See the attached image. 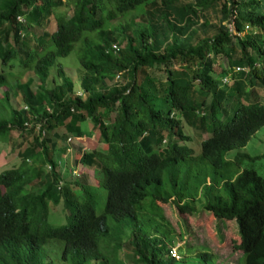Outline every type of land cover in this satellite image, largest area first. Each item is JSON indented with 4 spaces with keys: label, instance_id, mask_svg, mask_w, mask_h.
<instances>
[{
    "label": "trees",
    "instance_id": "16d2710c",
    "mask_svg": "<svg viewBox=\"0 0 264 264\" xmlns=\"http://www.w3.org/2000/svg\"><path fill=\"white\" fill-rule=\"evenodd\" d=\"M74 47L75 82L56 61ZM12 67L31 74L12 77ZM11 90L20 105L9 102ZM86 119L98 133L92 148L76 139ZM183 124L198 130V152ZM262 125L264 0H0V142L17 146L19 158L0 170V264H56L47 257L55 246L64 264H124L120 248L131 264H187L180 246L195 264H217L211 250L187 242L169 255L175 242L157 231L172 226L165 202L234 219L238 264H264V176L254 166L264 151L226 155ZM11 130L31 138L20 148ZM69 136L73 163L91 167L105 190L100 213L95 183L63 179L75 164L55 169ZM198 160L210 168L192 184L174 176ZM59 200L66 221L51 224L49 203ZM49 239L62 244L44 245Z\"/></svg>",
    "mask_w": 264,
    "mask_h": 264
},
{
    "label": "rangeland",
    "instance_id": "374dc122",
    "mask_svg": "<svg viewBox=\"0 0 264 264\" xmlns=\"http://www.w3.org/2000/svg\"><path fill=\"white\" fill-rule=\"evenodd\" d=\"M58 11H65L67 14L71 11L70 5H60L57 7ZM124 18L120 17L115 19L113 22L116 21H123ZM54 27V20L53 17L50 16L49 22L47 23L46 28L48 30L52 29ZM42 28L36 27L35 31L40 32ZM56 61H59L63 65L64 72L69 75L72 80L75 82V72L77 67V55H76V48H72L70 52L64 56H59L56 58ZM222 66H226V63L224 60L221 62ZM216 66V65H215ZM54 65L50 68V74L48 76V84L51 82L49 81L50 77L55 73V70L53 69ZM7 69V67H5ZM11 70L14 71L12 73V77L17 76L21 80H23L26 76L30 75V71H24L22 74L20 72H17L16 67H12ZM19 74V75H17ZM223 81H228L229 78L225 76ZM13 81V79L11 80ZM35 82L31 83V86L34 87ZM76 92H78V89H75ZM10 98L9 102L12 104V106L20 105V101L17 97H14L13 90L10 91ZM226 101H223V104H225ZM231 102H227L225 104V108H230ZM230 111H228L229 113ZM227 113V114H228ZM80 127L82 129V133L80 136H78L76 139H78V142L80 141L81 144L85 148H92L96 145H99L97 141V130L93 128L92 123L90 120L86 119L83 120L80 123ZM62 132L61 126H57L53 132ZM183 131L184 134L188 137V139H184V142L186 145H189L192 148L193 152H198V141L199 137L197 136L198 130L183 124ZM48 132H51L49 130ZM46 132V133H48ZM45 133V131H44ZM11 136L13 138V142L20 141L19 147L22 148L27 144V141L30 140L31 136L30 134L25 135V137H22L18 135V132L15 130H11ZM201 136H204V133H201ZM72 138L66 137L62 142L66 144V146L69 148L66 150L63 156H65V160L59 159L57 157L56 152L54 153L55 159H56V166L55 169L59 171L60 174L66 172V169L68 170V166L71 164L73 165V169L71 172L66 173L64 175L63 179H69L72 180V178H76L80 182H86V183H95V177L93 176L91 167L81 165L80 163H73L72 158L79 153V151L73 150V146L69 145ZM179 140V139H178ZM59 141H57V146H60ZM79 142V143H80ZM62 144V143H61ZM71 144V143H70ZM71 147V148H70ZM17 146H12V143L7 142L6 144H2L0 142V170L5 165H10L14 162H16L19 158L18 155L15 154ZM237 148H240V151L247 152L248 154H256L264 151V125L260 126L255 130L247 142L241 146L236 147L228 150L226 152L227 154L234 153ZM246 160L245 158L242 160V163H244ZM254 166L260 167L259 172L262 176H264V164L260 159L256 160L254 163ZM208 168H210V165L205 161H191V163L188 164H182L178 167L177 171L174 172L175 177L183 178L186 175L187 183L192 184L193 183V177H191L192 174H196L200 177V174L203 171H208ZM63 170V171H62ZM75 186V185H73ZM95 186V211L97 213H100L103 208L104 199H105V190L102 186L94 184ZM147 199L144 202L145 206V213L144 222L149 224L153 222V219L150 218L151 210L154 211L153 205H148L149 197H146ZM49 207L51 210H49L47 221L51 224H58L65 222V216L64 214V207L62 205L61 200H59L56 204L49 203ZM192 205V211L191 212H180L175 206V203H169L165 202L162 203L161 211L165 214V217L167 218L168 222H171L172 226L169 232V225L165 222L163 224L164 227H158L157 231L159 233L166 232L167 231V238H171V241L174 243L175 246H179L182 243H188L189 245H192L194 248L198 245L203 246L211 250L215 254V262L217 264H238L239 263V255H240V249L236 247V244L238 242V233L236 229V222L234 219L228 220H222L219 218L214 217L210 212H207L203 209H200V204L197 202L191 203ZM56 206V207H54ZM64 208V209H62ZM109 218V222L113 220L111 217ZM166 220V219H165ZM164 220V221H165ZM161 222V221H160ZM127 231H125V234L123 235L126 237ZM55 239H49L44 243V245L48 244L47 246L57 245V242L61 245V241H57ZM56 242V243H55ZM178 253L180 256L183 257L181 260L183 263L187 264H195L197 261V257H194L193 252H190V254L184 255L185 253V247L180 246L178 248ZM119 255L122 259L124 264H131L130 260V252L126 249H119ZM48 259L51 260V262H61L60 258V247H54V249L50 250L48 252ZM185 260V261H184ZM64 263H66V260H63ZM178 261L177 263L181 262ZM56 264H64L63 262ZM55 264V263H53Z\"/></svg>",
    "mask_w": 264,
    "mask_h": 264
},
{
    "label": "built area",
    "instance_id": "2783aa9c",
    "mask_svg": "<svg viewBox=\"0 0 264 264\" xmlns=\"http://www.w3.org/2000/svg\"><path fill=\"white\" fill-rule=\"evenodd\" d=\"M228 26L231 27V24L229 23ZM168 253L170 256L177 257L176 246L175 245L171 246L168 250Z\"/></svg>",
    "mask_w": 264,
    "mask_h": 264
}]
</instances>
